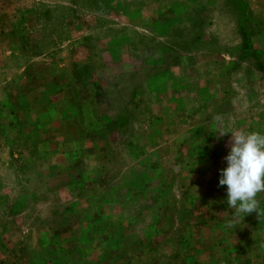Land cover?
<instances>
[{"label":"rangeland","instance_id":"obj_1","mask_svg":"<svg viewBox=\"0 0 264 264\" xmlns=\"http://www.w3.org/2000/svg\"><path fill=\"white\" fill-rule=\"evenodd\" d=\"M261 6L0 0V64L55 118L0 128V264H264V192L234 216L218 186L219 132L264 134Z\"/></svg>","mask_w":264,"mask_h":264},{"label":"clouds","instance_id":"obj_2","mask_svg":"<svg viewBox=\"0 0 264 264\" xmlns=\"http://www.w3.org/2000/svg\"><path fill=\"white\" fill-rule=\"evenodd\" d=\"M231 133V146L223 158L226 166L219 170V187L226 186V201L234 216L249 214L257 206V194L264 192V134Z\"/></svg>","mask_w":264,"mask_h":264},{"label":"crops","instance_id":"obj_3","mask_svg":"<svg viewBox=\"0 0 264 264\" xmlns=\"http://www.w3.org/2000/svg\"><path fill=\"white\" fill-rule=\"evenodd\" d=\"M11 9L13 10V12L16 11L15 6H12ZM0 13H5L4 11H2V7L0 8ZM257 13V23L264 32V6H261V9ZM3 26V21H0V29ZM3 42L4 38L1 37L0 30V62L9 60V58H11L9 56L13 54V52L11 51H4L5 46L2 47ZM28 82H30L28 75H26L25 77H16L15 71L13 69H4L2 64H0V128L2 130H4L5 127L9 124H11L12 128L14 126L16 128L17 123L20 120H55V118H53L51 108L46 109V106L37 107L34 104V100L31 95L33 89H31L32 86L30 87V84ZM37 82L38 81H34L33 84H36ZM5 93H7V97L3 96ZM20 96H22L23 98L20 99ZM256 120L261 119L259 117ZM0 150H3V152L1 153H3L5 156L7 155V153L9 156H13L12 148L9 149V147L1 145ZM28 151L30 152V150ZM38 153H42L47 156L52 154V150L43 148L39 150Z\"/></svg>","mask_w":264,"mask_h":264}]
</instances>
